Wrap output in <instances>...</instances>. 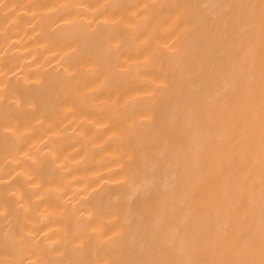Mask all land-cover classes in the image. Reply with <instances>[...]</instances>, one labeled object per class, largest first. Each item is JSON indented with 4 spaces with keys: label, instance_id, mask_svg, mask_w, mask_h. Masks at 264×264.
<instances>
[{
    "label": "bare ground",
    "instance_id": "bare-ground-1",
    "mask_svg": "<svg viewBox=\"0 0 264 264\" xmlns=\"http://www.w3.org/2000/svg\"><path fill=\"white\" fill-rule=\"evenodd\" d=\"M0 264H264V0H0Z\"/></svg>",
    "mask_w": 264,
    "mask_h": 264
}]
</instances>
